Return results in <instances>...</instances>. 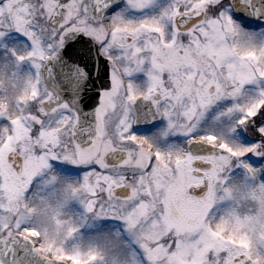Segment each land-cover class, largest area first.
<instances>
[{"label":"snow or ice","instance_id":"obj_1","mask_svg":"<svg viewBox=\"0 0 264 264\" xmlns=\"http://www.w3.org/2000/svg\"><path fill=\"white\" fill-rule=\"evenodd\" d=\"M0 264H264V0H0Z\"/></svg>","mask_w":264,"mask_h":264}]
</instances>
